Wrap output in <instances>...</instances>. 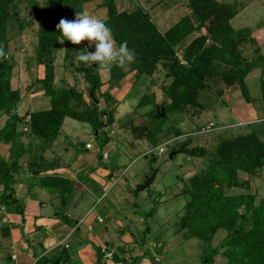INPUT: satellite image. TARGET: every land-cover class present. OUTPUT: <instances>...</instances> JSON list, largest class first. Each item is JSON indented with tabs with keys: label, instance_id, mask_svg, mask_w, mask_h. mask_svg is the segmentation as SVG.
<instances>
[{
	"label": "trees",
	"instance_id": "trees-1",
	"mask_svg": "<svg viewBox=\"0 0 264 264\" xmlns=\"http://www.w3.org/2000/svg\"><path fill=\"white\" fill-rule=\"evenodd\" d=\"M93 1H98V6L106 10L104 20L112 29L117 45L127 41L129 49L136 53V60L123 67L110 65L107 68L106 87L101 82L100 68L95 63L76 68L75 71L82 75L91 93L86 102L75 87L54 86L55 53L61 41L65 47L70 45L56 25L61 18L74 19L76 11H83V5ZM26 2L32 15L25 22L18 18L16 12L10 13V7L15 8L16 0H0V44L4 45L7 53L10 41L7 21L11 16L15 18L20 32L24 27H31L35 21L38 22L35 31V61L42 65L44 76L36 82L49 99V109L17 114L20 95L10 87L13 62L8 54L7 59H0V116H7L0 128V143L10 144L9 153L13 155L10 161L0 156V204L7 208L14 207L19 215L24 214L25 208L20 206L13 184L14 175L21 168L19 160L25 149L16 148L17 140L21 137H34L54 141L64 119L68 117L88 122L92 126L99 140L97 154L102 159V142L98 137L103 128L114 123L116 100L111 91L128 73H135L138 78H152L160 66L163 78L170 80L164 89L166 102L161 105L155 103V94L150 85L136 104V109L149 108L147 115L155 122L152 133H148L152 146L156 145V135L162 131L161 126L170 114H184L190 109L193 114H197L207 106V90L211 87L210 81L215 78H220L227 87L238 86L241 94L249 100L244 79L256 62L241 56L239 46L243 40L242 35L236 34L229 24L236 14L232 4L216 0H186L184 5L190 9L196 23L185 15L164 33H160L143 8L135 6L131 10L119 12L115 0H46L42 4L36 0ZM192 33L199 35L184 46V41ZM179 51L184 63L177 56ZM96 92L104 101L101 109L95 101ZM161 109L164 110L162 117ZM20 125L26 127V131ZM174 129L175 136H178L180 130L177 127ZM191 141V138H186L180 142L175 148L177 154L207 160L204 169L196 171L185 181L187 186L183 194L188 195V200L184 205L185 213L180 227L188 236L202 242L200 264H264V197L255 204L254 193L232 195L225 192L243 186L239 173L252 176L264 170V142L255 132H249L221 139L212 153L202 147H189ZM50 181H54L53 186L62 191V209L71 185L59 178H51ZM151 214L152 211L148 212L144 220ZM61 216L65 222H70L65 215ZM148 230L146 224L144 231ZM219 230L225 231V236L213 246L214 236ZM101 255L99 253L97 264H101ZM145 255L151 264H157L148 252ZM218 255L225 260L224 263H215ZM62 258L61 255L50 261L42 259L35 264H59ZM112 259L115 263L124 262L116 255ZM137 259L134 258L132 264L137 263Z\"/></svg>",
	"mask_w": 264,
	"mask_h": 264
},
{
	"label": "crops",
	"instance_id": "crops-1",
	"mask_svg": "<svg viewBox=\"0 0 264 264\" xmlns=\"http://www.w3.org/2000/svg\"><path fill=\"white\" fill-rule=\"evenodd\" d=\"M144 1L148 2L146 7L143 6ZM256 1L251 0L247 5H237L235 7L236 14L233 18L245 10L248 5L251 6L253 3H256ZM115 4L119 12L131 10L135 6L143 8L149 14L151 21L156 25L158 31L164 33L166 29L162 31L158 28V17L155 14L152 15L151 11L157 7L162 12L175 8L177 2L176 0H115ZM119 4L124 6V8L121 7L120 9L118 7ZM86 5L94 6L89 11L90 14L96 15L102 20L105 19L106 10L98 6V1L84 4L83 11H86ZM162 7L164 8L162 9ZM251 19L258 22L256 29L250 27L248 31L245 27L239 29L232 28L236 31V34L240 33L242 35L243 40L240 42L239 50L244 51L246 49L248 51V55L250 56L248 57L247 55L246 59L257 58L255 67L244 79L249 100H246L241 94L238 86H230L225 89V85L223 84V90L216 91L217 96H219V99L217 98L219 105H213V107L208 109V111L206 110L207 112L203 114L197 113V119H200L201 116H207L208 113L212 112L215 119L221 122L219 129L235 128L238 130V133L255 132L264 142V14L256 15L253 18L251 17ZM191 38L194 37L190 35L183 45L186 46L192 40ZM74 49L94 51V46L85 49L80 45H72L70 43L66 47L64 59H75ZM66 53L68 54L67 57H65ZM70 64L74 67L73 63ZM86 65L88 64L79 62V65L75 68ZM156 72L152 75V78H147V84L145 85L149 87L151 81L156 83L154 77ZM76 74L79 75V78L82 76L78 72ZM99 75L101 82L106 87L108 69H99ZM143 77L138 78L135 73H128L120 84L111 91L116 103L114 105V123L110 126H113L119 118L125 117L129 113L134 114L138 110L136 109V104L133 106L134 111L132 108H129L125 100L128 92L135 86L134 84L140 83L144 79ZM161 80H164L163 75ZM53 82L54 86L57 87L55 81ZM76 82L77 84L68 85L65 79L61 78L60 86L75 87L77 91L82 93V98L85 101L84 91L88 94V90L80 79ZM78 87L83 92L78 90ZM144 91L145 89L141 90L142 93ZM95 96V101L98 103L99 108H103L104 103L97 92ZM86 102H88V98ZM44 104L46 108L42 110L49 109V103L46 102ZM33 111L39 110H29V112ZM148 111L149 108L140 113V115L146 114L147 116ZM16 112L19 115L18 111ZM146 116L144 117L147 119ZM131 118L130 125L134 122ZM27 121L28 118L25 122ZM193 123L194 121L189 125ZM22 127V130L26 131V127ZM176 127L180 130L179 135L172 136L169 139L170 142L167 141V143L165 142L166 144L176 142L180 138H183L182 141L186 137L191 138V140L193 139L192 136L195 135L193 129H186L187 131L185 132L178 126ZM204 127H214L208 132L216 129L213 125H205ZM204 127H201V129ZM77 130L82 131L83 129ZM172 131L175 133V129H172ZM112 134H115L114 129L110 131V135ZM94 136H96V133H94ZM24 138H26L25 146L21 141ZM55 142L56 139L54 141H44L34 137H21L17 140L16 148L21 147L20 149H25V153L19 160L21 168L14 175L13 188L20 206L24 207L25 211L23 215H19L14 207L7 208L0 204V264H35L39 260L47 259L50 261L61 255L63 258L59 264H97L99 253L102 254L101 264H129L130 262L132 264L134 258H138V262L134 264H151L148 256L145 255L148 251L143 249L147 238V235L144 233L147 221L138 216L134 203L131 202L130 206L126 204L127 194L130 191L128 189L141 184L145 177L150 175L144 174L141 176V180H137L136 182L126 179L123 181V176H115L113 169L102 162L104 158L101 159L97 154L98 150L92 144V139L84 143L83 153L75 151L72 148L73 145L63 148V153L70 157L66 162L62 160L63 155H60L58 152L56 153L54 149ZM101 142L100 155L106 154L108 158L109 151L107 149H109L110 138L105 137L101 139ZM87 144L91 145L90 149L86 148ZM161 145V143L156 142V145L152 146L151 150L159 149ZM2 147L5 148L6 155L0 153V156L6 161H10L13 158V155L9 153L10 144L0 143V149ZM31 148L34 149L35 153L25 159ZM28 163L31 164L27 166ZM188 177L190 176L184 174L182 180L186 181ZM51 178L63 179L71 185L66 204L62 209L60 203L62 191L53 186L55 183L54 181H50ZM154 179L155 176L152 184ZM1 192L2 186L0 185ZM97 202L98 205L94 207ZM61 215H65L70 222H65ZM131 230L137 234L138 232L143 234L142 239L139 240L140 242L136 240L137 236ZM150 231L151 227L149 226L146 234H149ZM159 241L161 240L159 239ZM138 245L139 248H137ZM161 245H163L161 242L153 243L155 247ZM103 249L111 251L113 255L122 258L124 262L115 263L113 259H105L102 253ZM148 254L152 256L150 252ZM155 259L157 260L156 257Z\"/></svg>",
	"mask_w": 264,
	"mask_h": 264
},
{
	"label": "rangeland",
	"instance_id": "rangeland-1",
	"mask_svg": "<svg viewBox=\"0 0 264 264\" xmlns=\"http://www.w3.org/2000/svg\"><path fill=\"white\" fill-rule=\"evenodd\" d=\"M36 1L39 4H42L46 0ZM185 1L186 0H176L177 4L175 5V8L165 9L166 11L163 12L159 7L151 11L152 15L155 14L158 17L159 22H157V20L156 22L160 30H167L175 22H177L178 19L185 15H188L191 21L196 23V19L190 12V9L184 5ZM216 1L232 4L235 9L237 5H247L251 0ZM143 3L144 7L148 4V2L145 1ZM262 4H264V0H257L256 3H253L251 6L248 5L245 10L238 13L231 20V28L239 29L245 27L248 31L250 27H254V29H256L258 22H255L251 19V17L253 18L256 15L264 14V6H262ZM118 7L120 9L121 7L124 8L121 4H119ZM93 8V5H86L85 7L88 12ZM163 8L164 7H162V9ZM13 12H16L18 14V18L25 22L28 21L32 15V11L26 0H16L15 8L13 9L10 7V13ZM37 27L38 22L35 21L31 27H24V30L20 32L14 17L11 16L7 21V36L10 39L7 54L8 58H11L13 62L10 87L12 90H17L20 95V102L17 107L19 115H23L26 111L29 112V110L45 109L46 107L44 103H49V99L44 94L43 88L36 82L37 80L43 79L44 76L42 65H38L35 61V48L37 43L35 31ZM191 35L196 38L199 33H197V35L196 33H192ZM80 46L88 49L87 42H83ZM65 50V45L60 43L55 53V85L60 87L61 78H64L68 85H74V83L77 84L76 81H79L80 79L88 90V84L84 82L83 77L81 76L82 78H79V75H77L76 71H74L76 69L75 67L79 65V62L74 58L69 60L64 59ZM239 51L241 52L242 57H247L248 51L246 49H244V51ZM177 56L180 58L181 62L184 63L181 59L180 51ZM249 56L250 55H248V57ZM248 60L256 62L257 58H248ZM70 63H73L74 67H72V64ZM73 68L75 69L73 70ZM162 75L163 71L161 67L158 66V70L154 76L156 83L153 82L151 86L149 85L151 87V91L155 94V103L157 105H161L166 102L164 89L170 82L168 79H164L162 81ZM143 78L140 83L134 84L135 86L128 92L125 100L126 104H128L129 108H132L133 111L134 104H137L143 95L141 90L148 89V85H145L147 84V77L144 76ZM210 85V89L207 90V106L201 111H198L200 114L207 112L208 109L213 107V105H219V96H217L216 91H222L224 85L220 78H215L210 81ZM227 88L228 87L225 86V89ZM77 89L81 90L80 87ZM89 93L90 92L87 94L84 91L86 100ZM146 109L147 108L145 107L138 108L134 114L129 113L128 115H125V117L119 118L113 126L108 125L103 128L102 133L100 131V135L98 137L99 139H104L105 137L108 139L110 138V145L108 146L109 149H107L109 151L108 158L106 157V159H103L102 162L106 163L105 165L113 169V174L115 176H123V181L126 179L136 182L137 180H141V176L144 174L151 175L152 172L156 171L155 179L152 185L137 194L134 192L136 186H133L131 189H128V191H130L126 198V204L130 206L131 202L134 203L137 208L136 212H138V216H141L143 219H145L148 212L152 211V214L146 219L147 224L151 227V231L149 234L144 232L145 235H147V238L143 249L150 252L152 255L151 257L154 259L156 257L157 260H159L157 262L155 259L157 264H200L203 248L202 242L199 239L188 236V234L185 233V230L180 227L181 218L185 213L184 205L188 200V195L183 194L187 184L182 179L184 178V174L186 176H191L194 172L204 169L207 159H188L185 154H177L175 148L178 147L183 138L176 140V142H171L169 144L166 143L167 141L170 142L169 139L172 138V136H175L172 131L174 127L176 128V126H178L185 132L187 131L186 129H193L195 135L192 136L193 141L189 147H203L204 149L214 153L216 146L221 139L236 135H243L246 134V132L238 133V130L235 128L221 130L219 129V124H221V122L217 121L218 119H215L212 112L208 113L207 116H201L200 119H197L198 115H194L192 113V109H190L187 114H184L185 116L181 113L170 114L168 116L166 122L161 126L162 131L156 135L157 142L162 144L161 148L151 150L152 144L148 133H152L155 122L150 119L149 115H140V113H143ZM161 111L164 110L161 109ZM144 116H146L147 119ZM130 118L134 121V124L132 123V125H130ZM6 119V115L3 114L0 116V127L4 125ZM193 121L194 123L189 125ZM205 125H213L216 129H212L211 132L205 133L199 131L201 130V127H204ZM206 128L211 129L210 127ZM77 129L83 130L81 131ZM112 129H114L115 134L110 135V131ZM94 133L95 132L92 126L88 122L65 118L60 132L56 137L54 149L56 153L58 152L60 155H63L62 160H65L66 162L70 159V157L63 153V148L65 147L73 145L72 148L75 149V151L83 153L84 143L87 140L92 139V144L96 150H98L99 140L96 139ZM25 140L26 138L21 140L23 144L26 142ZM0 153L6 155L5 148L2 147L0 149ZM34 153V149H29L25 159ZM151 158L154 159L151 160ZM239 180L243 185L242 187L225 192L232 195L254 193L256 196L255 204L264 197V170L261 169L252 176L239 173ZM97 205L98 202L94 205V207ZM131 231L135 236H137L136 240L140 242L139 240L142 239L143 234L141 232H138L137 234L133 230ZM224 236L225 231H217L212 245L216 246ZM159 239L161 241H159ZM159 242L163 243V245L156 247L153 246V243ZM137 248H139V245ZM224 262L225 261L221 256L218 255L215 257V263Z\"/></svg>",
	"mask_w": 264,
	"mask_h": 264
},
{
	"label": "clouds",
	"instance_id": "clouds-1",
	"mask_svg": "<svg viewBox=\"0 0 264 264\" xmlns=\"http://www.w3.org/2000/svg\"><path fill=\"white\" fill-rule=\"evenodd\" d=\"M56 28L72 45L87 42L88 48L94 46V51L74 49L78 62L95 63L100 69H106L112 64L123 67L136 60V53L129 49L127 41L117 45L112 29L106 21L87 11H76L74 19L71 20L61 18ZM61 43L63 44V41ZM0 59H7L3 44H0Z\"/></svg>",
	"mask_w": 264,
	"mask_h": 264
},
{
	"label": "water",
	"instance_id": "water-1",
	"mask_svg": "<svg viewBox=\"0 0 264 264\" xmlns=\"http://www.w3.org/2000/svg\"><path fill=\"white\" fill-rule=\"evenodd\" d=\"M163 115H164L163 111H161L160 116L162 117ZM155 173H156V171L152 172V174L150 176L145 177L144 181L141 184L136 186V189L134 191L135 194H137L140 191L147 189L152 184Z\"/></svg>",
	"mask_w": 264,
	"mask_h": 264
},
{
	"label": "built area",
	"instance_id": "built-area-1",
	"mask_svg": "<svg viewBox=\"0 0 264 264\" xmlns=\"http://www.w3.org/2000/svg\"><path fill=\"white\" fill-rule=\"evenodd\" d=\"M209 130H210L209 128H202L200 131L205 133V132H208ZM86 148L90 149L91 145L87 144ZM102 157L105 159L107 157V155L103 154ZM99 221H101V220H99ZM102 253H103V256H104L105 259H109V260L112 259L113 253L111 251H106L105 249H103Z\"/></svg>",
	"mask_w": 264,
	"mask_h": 264
}]
</instances>
